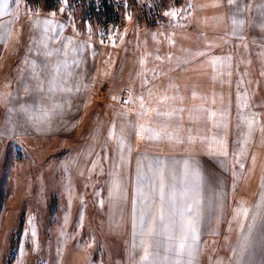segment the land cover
Segmentation results:
<instances>
[{"label":"crops","instance_id":"0c3cea01","mask_svg":"<svg viewBox=\"0 0 264 264\" xmlns=\"http://www.w3.org/2000/svg\"><path fill=\"white\" fill-rule=\"evenodd\" d=\"M186 1L174 18L167 16L169 26L145 33L110 78L101 72L96 81L85 49L78 55L82 45L64 41V26L51 17V28L32 29L34 50H25L35 75H19L17 82L51 95V136L72 140L77 120L70 113H96L86 142L94 144L96 161L83 164L82 153L77 167L90 175L99 162L107 165L108 182L100 189L106 192L108 233L124 239L126 264H263L264 244L256 240L264 233L257 231L254 211L262 183L255 173V184L232 195L231 136L234 47L264 44V0ZM125 89L132 93L129 104L121 102ZM94 90H102L98 106ZM102 144L109 151L97 152ZM161 204L164 221L158 219ZM242 208L246 218L238 214ZM89 250L71 264H98Z\"/></svg>","mask_w":264,"mask_h":264},{"label":"rangeland","instance_id":"374dc122","mask_svg":"<svg viewBox=\"0 0 264 264\" xmlns=\"http://www.w3.org/2000/svg\"><path fill=\"white\" fill-rule=\"evenodd\" d=\"M111 1L120 12L118 21L88 17V1L84 0H58L53 6L40 0H9L6 11L0 0V264H71L80 259L84 249H92L89 252L98 264H126L129 258L124 239L116 235L113 239L108 233L112 229L106 192L100 189L108 182L107 165L99 162L90 175L77 167L82 153L83 164L96 161L94 144L86 145L96 113L91 109L70 113L72 120H77L72 140L51 136V120L55 119L51 95L42 96L46 90L25 88L19 85L21 80L17 82L19 75L24 79L35 75L25 50L27 46L33 49L29 42L32 29L38 25L51 28V17L64 26V41L70 38L73 46L82 45L81 53L74 52L83 56L85 49L90 77L96 81L101 72L105 79L110 78L135 41L151 30L149 37L169 26L166 18L174 16L166 13L179 12L177 9L187 3ZM234 52L238 65L231 193H245L258 173L262 193L254 211L257 231L264 233V44H237ZM93 93L98 106L102 90ZM104 147L102 144L97 152L109 151ZM103 171L105 175L95 174ZM259 237L257 244H264V236L261 241ZM261 261L264 264V257Z\"/></svg>","mask_w":264,"mask_h":264},{"label":"trees","instance_id":"16d2710c","mask_svg":"<svg viewBox=\"0 0 264 264\" xmlns=\"http://www.w3.org/2000/svg\"><path fill=\"white\" fill-rule=\"evenodd\" d=\"M39 1V0H38ZM47 5H55L58 0H40ZM88 1V17L99 18L100 20L118 21L120 18V12L117 10V5L111 0H84V3ZM83 3V2H82ZM48 6V7H49ZM51 8V7H49ZM104 18V19H103Z\"/></svg>","mask_w":264,"mask_h":264},{"label":"snow or ice","instance_id":"6c2138e0","mask_svg":"<svg viewBox=\"0 0 264 264\" xmlns=\"http://www.w3.org/2000/svg\"><path fill=\"white\" fill-rule=\"evenodd\" d=\"M16 2L18 3L19 0H16ZM9 3V0H3V10L6 11L7 10V5ZM0 14H3L2 11H0ZM167 15H172V16H175L177 13L176 11H172L170 13H166ZM167 99V98H165ZM159 114V113H158ZM213 115H215L213 113ZM141 131H149L151 132L152 130L151 129H144L143 126H141ZM149 138H152L151 136H149ZM221 154H224L226 155L227 153L224 152V153H221ZM164 183H163V178L161 176V182H160V185H159V195H160V198H161V201H163V196H164ZM239 215H243L245 218L247 217L248 215V209L247 208H242L239 213ZM158 219L160 221H164L165 219V216H164V208H163V204H161V207L159 209V216H158ZM148 233H146L147 235ZM181 248H183V244L180 245ZM149 256H150V252H149V248L148 247H145L144 249V256H143V260L147 261L149 259Z\"/></svg>","mask_w":264,"mask_h":264},{"label":"built area","instance_id":"2783aa9c","mask_svg":"<svg viewBox=\"0 0 264 264\" xmlns=\"http://www.w3.org/2000/svg\"><path fill=\"white\" fill-rule=\"evenodd\" d=\"M131 91L129 89H126V91L124 92V95L122 97V102L124 104H129L131 101Z\"/></svg>","mask_w":264,"mask_h":264},{"label":"bare ground","instance_id":"6f19581e","mask_svg":"<svg viewBox=\"0 0 264 264\" xmlns=\"http://www.w3.org/2000/svg\"><path fill=\"white\" fill-rule=\"evenodd\" d=\"M119 56V55H118Z\"/></svg>","mask_w":264,"mask_h":264}]
</instances>
